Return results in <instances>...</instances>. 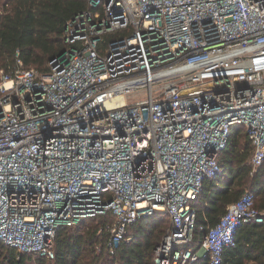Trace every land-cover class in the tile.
Returning a JSON list of instances; mask_svg holds the SVG:
<instances>
[{"label":"built area","instance_id":"obj_1","mask_svg":"<svg viewBox=\"0 0 264 264\" xmlns=\"http://www.w3.org/2000/svg\"><path fill=\"white\" fill-rule=\"evenodd\" d=\"M86 2L48 71L0 70V240L54 258L61 225L111 212L114 254L139 217L166 212L153 264H220L237 228L264 220L253 193L184 245L232 126L253 171L264 162V0Z\"/></svg>","mask_w":264,"mask_h":264},{"label":"trees","instance_id":"obj_2","mask_svg":"<svg viewBox=\"0 0 264 264\" xmlns=\"http://www.w3.org/2000/svg\"><path fill=\"white\" fill-rule=\"evenodd\" d=\"M86 8V0H0V70H11L19 58L25 67L48 71L49 61L69 46L65 25ZM253 153L246 127L232 126L228 145L218 156L223 173L206 179L193 201L196 226L193 240L184 247H197L208 228L246 192L253 193L256 206L264 209V162L253 171ZM163 216L169 219L166 212L139 217L129 227L130 239L122 240L114 254L108 246L107 225L115 222L111 212L61 225L53 242L54 258L0 240V264H153L154 250L170 225L162 222ZM235 239L234 246L225 247L220 264H264V220L243 222Z\"/></svg>","mask_w":264,"mask_h":264},{"label":"rangeland","instance_id":"obj_3","mask_svg":"<svg viewBox=\"0 0 264 264\" xmlns=\"http://www.w3.org/2000/svg\"><path fill=\"white\" fill-rule=\"evenodd\" d=\"M162 222H166L167 224H170V221H169V219H167L166 217H162ZM169 226V225H168ZM167 226V227H168ZM166 232V231H165ZM165 232H164V234H165Z\"/></svg>","mask_w":264,"mask_h":264}]
</instances>
